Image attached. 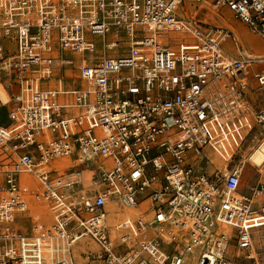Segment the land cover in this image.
<instances>
[{"label":"built area","instance_id":"obj_1","mask_svg":"<svg viewBox=\"0 0 264 264\" xmlns=\"http://www.w3.org/2000/svg\"><path fill=\"white\" fill-rule=\"evenodd\" d=\"M212 8L264 41V0H0V264H264V184L209 155L264 138V54Z\"/></svg>","mask_w":264,"mask_h":264},{"label":"rangeland","instance_id":"obj_2","mask_svg":"<svg viewBox=\"0 0 264 264\" xmlns=\"http://www.w3.org/2000/svg\"><path fill=\"white\" fill-rule=\"evenodd\" d=\"M220 13V14H219ZM218 14L220 16H222L223 18L226 17H231L228 12L226 13H221V11H219L217 13V15L213 14L211 12V9H207L204 12L200 13V16L203 18L204 21H207L211 24H216L219 26H224V27H228L220 18V16H218ZM233 19V18H232ZM234 21V24L236 26L240 25V22L238 21ZM239 31L243 34V37L247 43V45H245L248 49H252L255 50V48H251L252 46L257 44V41L260 43L261 46H264V41L261 39H258L255 37L251 38L255 41L253 42H248L247 40V36H244L246 34V31H243L242 29H239ZM249 31V30H248ZM250 32V31H249ZM251 33V32H250ZM252 34V33H251ZM253 36H256L254 34H252ZM174 41V40H172ZM263 42V43H261ZM65 57L67 59V62H73L74 61V56L73 55H68L65 54ZM76 71H78V69L76 68L75 71L72 72V75L74 76ZM46 85V83H45ZM254 85H258L257 88H253L252 89V93L255 95V98H251L249 100V90L251 89L249 87L247 96L245 97V101L247 105H250L249 102H251V112L250 115L253 116V114H256L257 111L264 109V87H261L259 84H254ZM10 124V118L8 115V108L6 106H2L0 104V125L3 126H7ZM260 127L259 126H253V130L250 132H248V136L245 139V142L240 150V152L235 155L232 156V158L230 157V159H223L222 155L220 154L219 151H217L216 149H209V155L212 158V161L215 163H218V167H222L224 165H226L228 162H230L232 165H240V166H244V168L248 171V175L246 173V171H243V176H242V185L241 188L242 190H244L247 193H250L253 189V187L258 183V182H264V170L255 167L251 164L250 161V154L254 151L255 147L257 146V144H259L261 139L263 138V135L259 132ZM248 160V161H247ZM226 163V164H225ZM209 171L212 172L213 168H209ZM261 172V173H260ZM29 178H31V185L29 186L31 188V190L36 189L37 187V182L35 180V177L33 175L31 176H27ZM49 209L47 207L43 208V215H39V216H35L36 214H34L35 212H32L31 214L33 215L32 217L28 218L29 222H32L34 220H37V218H45L46 215H48ZM128 211L123 212L124 214L127 213ZM41 213V212H40ZM195 258V254H191L189 256V264H192V260ZM246 264H250L249 262Z\"/></svg>","mask_w":264,"mask_h":264},{"label":"bare ground","instance_id":"obj_3","mask_svg":"<svg viewBox=\"0 0 264 264\" xmlns=\"http://www.w3.org/2000/svg\"><path fill=\"white\" fill-rule=\"evenodd\" d=\"M211 12L213 13V14H215V15H217V11L215 10V8H212L211 9ZM220 18H221V20L223 21V19H222V17L220 16ZM224 23H225V21H223ZM226 24V23H225ZM230 26V25H229ZM230 27H232V26H230ZM234 30H236L234 27H232ZM239 28L240 29H242L243 31H246V34L244 35V36H247V40H248V42H253V41H255V40H253L252 38H251V36L252 37H254V39H255V37L256 38H258V36H253L246 28H243L242 26H240L239 25ZM175 35H181L182 37H184V34H175ZM259 39V38H258ZM261 43H263V42H261ZM247 44V43H246ZM261 46V45H260ZM262 48L261 49H264V46H261ZM252 48H254V46H252ZM263 52V51H262ZM257 54H262L261 52H257ZM0 98H1V100L3 101V102H7V101H9V96H8V93H7V91L0 85ZM248 161V160H247ZM250 161H251V164L253 165V166H255V167H258V168H260L261 170L263 169L264 170V139H261L260 140V142H259V144H257V146L255 147V149H254V151L250 154ZM247 173V175H248V172H246ZM27 176H31L30 174H24L23 175V178H24V180H23V182H24V184L26 185H31V178H29V177H27ZM31 182V183H30ZM33 184V183H32ZM32 186V185H31ZM125 211H127V210H125ZM129 211H133V210H129ZM128 211V212H129ZM135 211H137V210H135ZM121 213H123V212H121ZM124 214V213H123ZM121 216H123V215H121ZM116 217H117V215H115V213H114V211L112 210V213L110 214V220L112 221V222H115V220H116ZM192 264H193V262H192Z\"/></svg>","mask_w":264,"mask_h":264},{"label":"crops","instance_id":"obj_4","mask_svg":"<svg viewBox=\"0 0 264 264\" xmlns=\"http://www.w3.org/2000/svg\"><path fill=\"white\" fill-rule=\"evenodd\" d=\"M216 10V9H215ZM192 12L194 13L195 12V10H194V8L192 9ZM222 17V16H221ZM222 19H223V21H225V23H226V25L228 26V27H230V26H232V27H234L236 30H234L232 27H230L231 29H233L237 34H239L240 36H241V39L243 40V44H244V46L245 45H247L246 44V41H245V39H244V37H243V34L239 31V26H236L235 24H234V21H233V19L231 18V17H226V18H223L222 17ZM230 25V26H229ZM240 26H242L243 28H246L243 24H241L240 23ZM247 29V28H246ZM248 30V29H247ZM259 38V37H258ZM260 39V38H259ZM245 48L249 51V52H251V53H253V54H256V55H259V54H257V52H261L262 54H264V49H261L262 47L260 46V43L257 41V44L256 45H254V48H255V50H252V49H248L246 46H245ZM252 48V47H251ZM263 51V52H262ZM258 84L257 82H256V80H252L251 81V86H250V90H249V100L251 99V98H255V95L252 93V89L255 87V88H257L258 87V85H254V84ZM9 96V95H8ZM249 108H250V106H251V102H249ZM250 110H251V108H250ZM215 163V162H214ZM230 163V162H229ZM215 164H218V163H215ZM226 164V163H225ZM218 166V165H217ZM243 171H246V172H248L245 168H244V170ZM261 173V172H260ZM262 174H264V173H262ZM261 184H264V182H258L254 187H256V186H260ZM253 187V188H254ZM242 189V188H241ZM243 192H245L244 190H242ZM245 193H247V192H245ZM251 193V192H250ZM111 210H113L114 211V208H111ZM133 212H134V210H133ZM111 214V213H110Z\"/></svg>","mask_w":264,"mask_h":264}]
</instances>
